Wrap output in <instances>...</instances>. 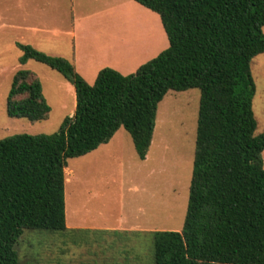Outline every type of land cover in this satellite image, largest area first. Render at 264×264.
<instances>
[{"label":"trees","instance_id":"1","mask_svg":"<svg viewBox=\"0 0 264 264\" xmlns=\"http://www.w3.org/2000/svg\"><path fill=\"white\" fill-rule=\"evenodd\" d=\"M135 1L160 16L169 46L133 73L104 67L90 84L68 59L17 43L20 64L41 62L73 84L76 106L58 132L0 139V264H21L27 232H60L78 246L112 235L66 226L68 160L120 128L144 160L159 103L191 88L200 101L183 227L125 233L148 234L154 264H264V132L256 133L251 74L253 58L264 53V0ZM6 111L32 122L49 117L33 71L15 72Z\"/></svg>","mask_w":264,"mask_h":264},{"label":"rangeland","instance_id":"2","mask_svg":"<svg viewBox=\"0 0 264 264\" xmlns=\"http://www.w3.org/2000/svg\"><path fill=\"white\" fill-rule=\"evenodd\" d=\"M101 1L0 0V139L19 133L58 132L76 106L73 84L41 62L30 59L20 64L17 43L69 60L76 44L89 71L112 63L125 75L169 46L160 16L134 0L114 11H80L96 9ZM80 13L93 16L90 24L78 26L74 40L65 33ZM19 69L31 70L40 79L51 108L47 119L32 122L7 114V97ZM251 74L259 134L264 132V53L253 58ZM87 76V82L94 83L96 78ZM199 101L198 88L165 95L158 105L145 161L138 157L124 128L96 152L69 159L65 170L69 224L117 227L136 223L153 230L180 231L189 199ZM262 157L264 161V151ZM59 233L27 232L20 244L21 264H93V260L94 264H154L148 234L110 231L112 235L89 239L90 244L83 239L78 246Z\"/></svg>","mask_w":264,"mask_h":264},{"label":"crops","instance_id":"3","mask_svg":"<svg viewBox=\"0 0 264 264\" xmlns=\"http://www.w3.org/2000/svg\"><path fill=\"white\" fill-rule=\"evenodd\" d=\"M94 1H98V0H94ZM135 1V0H134ZM130 0H102L101 1V4L99 6H96V9H93V10H80V11H114V10H118L120 7H124L126 4H130L129 3ZM138 3V2H137ZM139 4V3H138ZM141 5V4H140ZM143 6V5H142ZM144 7V6H143ZM146 8V7H145ZM148 9V8H147ZM92 16L93 14H85V13H80L78 14L77 16H75V18H73V25H72V28H70L69 30L66 31V35L67 36H71L72 38H74L75 40V37H76V34H77V30H78V26L82 23L86 24V23H89L90 24V21L92 19ZM21 43V42H19ZM24 44V43H23ZM32 46V45H31ZM34 47V46H33ZM22 53V52H21ZM56 56V55H54ZM62 57V56H61ZM67 59V58H66ZM82 59V55L76 51V44L74 45L73 47V52H72V58L69 60L75 70L86 80H88L89 76L91 78H96L97 77V74L98 72L104 68V67H111L117 71H121L119 70V68H117V66H115L114 64L112 63H105V64H99L93 71H89L87 68H86V65H87V62H84ZM80 66V68H79ZM86 80V81H87ZM121 129V128H120ZM120 129L118 131H120ZM117 131V132H118ZM117 132L115 133V135L111 138V140L113 138H115ZM110 140V141H111ZM109 141V142H110ZM108 142V143H109ZM108 143H105V144H102V145H106ZM100 145V146H102ZM100 146L88 153V154H91L93 152H96ZM88 154L84 155V156H87ZM83 157V156H81ZM147 159V156L146 158L143 160L145 161ZM68 167V166H67ZM66 167V168H67ZM65 168V170H66ZM69 181V178L66 177L65 175V183ZM65 215H66V207H65ZM121 223H124L125 222V219L123 220H119ZM120 225V224H119ZM66 226L68 228H73V229H85V230H105V231H118V232H138V233H144V232H150V231H155L153 230V228H149V227H146V226H142V225H139V224H131L129 226H124V225H121V226H117V227H109V226H104V227H95V226H88L86 224H69L68 220H67V215H66Z\"/></svg>","mask_w":264,"mask_h":264},{"label":"bare ground","instance_id":"4","mask_svg":"<svg viewBox=\"0 0 264 264\" xmlns=\"http://www.w3.org/2000/svg\"><path fill=\"white\" fill-rule=\"evenodd\" d=\"M74 211V210H73Z\"/></svg>","mask_w":264,"mask_h":264}]
</instances>
